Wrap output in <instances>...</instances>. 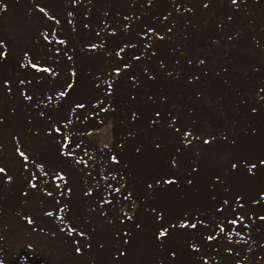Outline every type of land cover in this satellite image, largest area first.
I'll return each instance as SVG.
<instances>
[{"label": "trees", "instance_id": "trees-1", "mask_svg": "<svg viewBox=\"0 0 264 264\" xmlns=\"http://www.w3.org/2000/svg\"><path fill=\"white\" fill-rule=\"evenodd\" d=\"M22 10L40 21L28 34L30 41L17 61L16 80L26 98L21 114L36 117L43 112L44 116L71 102L60 119L51 114L41 128H33L28 121L22 127L33 135L42 131L59 134L50 141L66 150L64 154L57 148L54 151L62 178L54 176L57 184L51 188L58 192L56 201L60 202L52 223L66 232L60 238L78 252L80 237L69 217L73 207L63 165L87 176L84 186L92 204L101 217L114 218L120 245L140 242L139 230L150 220L149 239L154 248L163 250L161 233L169 227L161 231L162 209L168 204L176 209L175 202H184L188 195L190 201L178 209L186 211V219L191 217L196 234L194 240L190 237L182 242V251L190 256L186 264L233 259L237 264V256L245 253L264 264V253L245 250L249 238L239 236L242 225L237 221L243 218L241 209L257 204L251 213V221L258 226L253 241L264 244V165L247 160L240 165L241 158L236 157L227 163V172L221 173L211 169L206 159L212 147L236 155L257 136L258 125L262 129L264 55H255L264 51V0H0V86L6 90L2 105L7 106L0 114L1 119L7 117L1 127L8 124V110L14 102V85L7 75H14L9 45L22 39V32L14 33L9 24ZM109 124L108 150L81 147L86 135ZM15 131L20 127L15 126ZM63 140L78 144L81 152L73 154L63 148ZM47 144L43 145L46 149ZM18 147L17 159L31 168L35 149L29 142ZM5 151L2 148L0 153ZM0 169V219L8 213L13 194L21 200L50 177L33 170L26 178L21 170L11 178L1 164ZM243 178L257 189L236 192L232 182L237 179L243 184ZM202 193L210 216L198 214ZM220 198L224 205L215 207ZM118 203L137 204L139 219L136 214L129 220L123 218ZM18 206L16 213L33 231L35 222ZM183 215L178 217V226L186 223L181 221ZM246 219L241 224L248 229L252 225ZM198 222L202 227L196 229ZM174 252L167 248L164 264H172ZM0 264H10L2 251ZM14 264L44 263L23 258Z\"/></svg>", "mask_w": 264, "mask_h": 264}, {"label": "rangeland", "instance_id": "rangeland-1", "mask_svg": "<svg viewBox=\"0 0 264 264\" xmlns=\"http://www.w3.org/2000/svg\"><path fill=\"white\" fill-rule=\"evenodd\" d=\"M31 14L27 16L25 10L18 11L17 16L11 18L12 20L9 24V28L12 31L14 30V33L22 32V39L20 41L18 40V42L14 41V43L9 45V51L14 59V75L11 74V72L7 75L9 76V80L11 79V82L14 85V88L12 89L14 102L13 106L11 105V110H8L10 116L9 121H6L8 122V124L6 123V125L2 124V127L0 126V147L1 149L3 148L6 150L4 153H0V164L4 167V170L7 173L6 175L10 176L11 178H14V176L16 177V175L22 171L24 177L27 178L29 176V173H32L33 175V170H36L37 172L41 170L43 171V173L47 174L48 177L50 174V177L45 184H42V186H38L36 184L33 193H30L21 200H19L15 196V194L10 197V207L8 209L9 211L3 218L1 217L0 219V251L3 252L6 262L14 264L19 260L26 258V260H29L31 262H35L38 259V261L40 260L44 264H164L162 261L163 254L170 246L171 251H176V253L174 252L172 256L174 257L172 264H186V257L190 256L186 255L182 251V242L185 241L186 238L190 237H192L190 239L192 240L196 234L192 232L193 227H191V224L193 225V223L190 224L191 217L187 215L186 219V211H181L178 209L185 202L187 203L188 201H190V196L187 195L184 202H175L177 210L175 209L173 204H168L165 209H162L164 218H161L160 220L163 225L161 231H163L167 227V225L169 227L168 229H166L165 234H163V250L154 248L149 239L152 238V236L149 235L150 232L147 231L152 227L150 220L146 221V227H142V229L139 230L141 232L138 236L140 242H134L130 245L126 243L120 245V236L119 234L114 232L116 228H114L113 230L114 218L110 216L104 217L102 214L101 217L99 215L100 213L96 211L94 205L92 204L93 198L87 191L86 186H84V178L87 176H83L82 172L81 174L77 173L71 167L65 168V166L63 165L62 171L65 172L67 176L70 188V192H68V188H66V193L67 195H69L70 193V200L72 201L73 207V211L72 213H70L71 215L69 214V217L71 218V222L74 220L75 225H73L74 227H76V232L80 237L77 240L78 249L83 250L85 253L74 251V248L72 246H70L60 238L62 235L66 234V232L62 229L60 230L55 222L52 223L53 218H55L59 212L60 202L56 201L58 192L56 193L51 190V188H55L57 184L55 180L57 179V177L55 178L54 176L57 175L59 177L58 171L60 169H58L59 165L58 163H56L57 155H55L54 157V151H56L55 149L57 147L50 141L52 139H55V136H59V134H55V136H52L49 135L48 131H42L41 133L35 132L33 135L27 133L26 130L22 129V127H25L24 123L28 121L29 125L33 128H41L43 120H45V118L48 119L51 114L52 116L54 115L55 118L60 119L63 116L62 112L66 108V105L68 103L70 104L71 102H67L66 104H64V102L62 105L56 108L55 111H53L52 113L48 111L44 116L42 114L43 112L41 114H37L36 117L21 114L24 113V106L22 102L23 100H26V98L23 94H21L19 90V87L21 88L22 85L19 79L18 81L16 80V76H18L19 74V69L16 67L19 64L17 63V61L18 59H20L22 51L30 41V38H28V34L32 33L33 30L36 29L40 21L38 18L32 16ZM4 24L6 25V21L4 22ZM259 55H264V51L257 52L255 56L259 57ZM4 91L6 90L2 89L0 86L1 115H3L6 111L5 109H7V106L2 105L3 102L1 101V98L5 96V94L3 93ZM28 93L30 92L28 91ZM73 97H77V93H75ZM28 115H30V113ZM2 117H4V119L0 118V122L3 121L5 123L4 120H6L7 117ZM11 124H14V127H12ZM59 124L61 123L59 122ZM15 126L20 127L21 132L15 131ZM63 128L64 130H66V126H63ZM110 129L111 128L109 124L101 130H97L90 133L89 135H86L82 141L81 147L91 149L92 146L95 145L102 151L108 150L111 143ZM258 130L259 132L257 133V136L251 139L252 141L250 142V144H246L245 142L243 145L244 148L241 151H237L238 153L236 152V155L231 152H227V154H224L222 148H209L206 153V159L209 162L210 168L217 169L221 173H226L228 170L227 163H231L232 160L236 157L241 158L240 165L244 163L245 160H247V163L254 162L255 164L258 163L264 165V121L262 129L260 125H258ZM260 131L262 135L260 134ZM24 142L31 143V147L36 151L31 168L23 167V165L17 159V153L15 152L17 149H19L18 146H20V143ZM45 143H48L47 145H49L47 149L43 146ZM60 143L61 142H59V144ZM63 143L66 144V146L62 145V147L71 151V153L75 154L81 152L80 146H78V144L73 145L71 143H67L64 140ZM58 147L59 148H57V150L59 149V154H64L66 150H61L60 146ZM221 162L225 164H220ZM59 178H62V176ZM243 179L245 181L242 180L241 182H245L243 183L244 185L238 182L237 179L233 180L232 184H235L236 192H238L240 188H242V192L240 194L247 192L252 187H254L253 189H257L255 186H253V182L245 178ZM11 184V186H13L15 189L16 185L14 184V181ZM122 188L123 187H120L118 192H121ZM63 189H61L60 191L64 192ZM134 198H136V195H134ZM199 198L200 200L199 202L197 201V205H199L201 209L198 214H201V216H210V212L207 207L208 205L206 194L202 193L201 197ZM224 198L225 201H227L230 205L231 199H228V196ZM220 200L222 199L220 198L218 201H216L217 203L215 207H220L221 205L219 204L224 205V203H222L223 201ZM128 204L129 206L127 204L118 203V212L123 218L127 220L135 217V214V219H139L138 205H133L130 203ZM17 206L18 208L22 207L20 211L24 212V216H29V218L33 222H35L33 225V231L29 229V225L26 224L25 220L19 216L18 212L16 213L15 208H17ZM55 206L56 208H54ZM256 206L257 204H252L249 206V210H240L243 218L239 217L240 219H237V221L240 222V225H242L238 230V234L240 237L246 236L249 238L248 243L244 246L246 251H249L253 254H257L259 251L263 254L264 244L256 245L253 241L258 233H256V231H258V226L254 223L255 221H251L254 220V215L251 213H255L256 210L254 209L256 208ZM186 210L188 209L186 208ZM182 213H184V215L182 216L183 220H181L180 218L179 220H181L182 222L186 221V223H182L181 226H178L176 222L178 220V217H180ZM245 216L246 218H248L246 219V221H251L250 224L252 225L248 229L246 228V225L241 224L243 223L241 221L243 219L245 220ZM213 217L217 218V215H211L210 218ZM98 219H100L104 224H101ZM139 223L142 224V221H140ZM144 225L145 224H143V226ZM197 226L199 227H196V229L201 228V222H198ZM254 229H256V235L254 233ZM210 233L212 232L210 231ZM248 234L249 236H247ZM190 243H192V241ZM225 246L226 244L224 245V247ZM178 250H180V254ZM234 260L235 259H233L232 262L228 263L220 261L218 262V264H236ZM252 260L254 259L250 260L248 254L246 253L243 256L239 254L236 258L237 264H258L256 263V260Z\"/></svg>", "mask_w": 264, "mask_h": 264}, {"label": "snow or ice", "instance_id": "snow-or-ice-1", "mask_svg": "<svg viewBox=\"0 0 264 264\" xmlns=\"http://www.w3.org/2000/svg\"><path fill=\"white\" fill-rule=\"evenodd\" d=\"M234 2H235V0H234ZM0 171H3V170H2V169H0ZM163 234H164V233L162 232V233H161V235H163ZM77 251L79 252V249H77Z\"/></svg>", "mask_w": 264, "mask_h": 264}]
</instances>
